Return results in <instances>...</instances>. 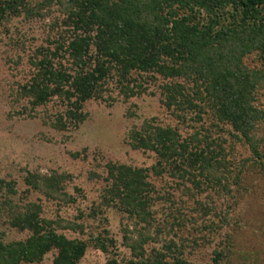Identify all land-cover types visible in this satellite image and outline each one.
<instances>
[{
	"label": "trees",
	"instance_id": "trees-1",
	"mask_svg": "<svg viewBox=\"0 0 264 264\" xmlns=\"http://www.w3.org/2000/svg\"><path fill=\"white\" fill-rule=\"evenodd\" d=\"M49 17L16 96L32 111L58 99L45 122L66 131L88 118L89 101L160 90L157 112L125 139L153 162L97 154L89 178L101 185L85 206L72 172L28 169L23 191L0 173V218L24 234L0 236V264H45L49 253L47 264H79L90 248L108 264H263L239 246L235 213L264 179V0H0V40L17 20ZM71 154L89 159L87 149ZM111 210L122 215L126 251ZM226 228L211 261L194 262Z\"/></svg>",
	"mask_w": 264,
	"mask_h": 264
},
{
	"label": "rangeland",
	"instance_id": "rangeland-1",
	"mask_svg": "<svg viewBox=\"0 0 264 264\" xmlns=\"http://www.w3.org/2000/svg\"><path fill=\"white\" fill-rule=\"evenodd\" d=\"M51 20V17L25 22L17 20L9 35L4 32L0 40V173L6 176L11 173L18 178L23 191L26 188L23 177L28 169L48 172L50 168H58L72 172L76 182L88 193L89 199L82 203L85 206L96 198L101 185L98 179L89 178V170L96 165L94 158L97 154L99 161L153 162L148 153L131 148L125 139L132 126L141 124L145 116L157 112L156 104L161 94L158 90L156 95L136 98L128 103L118 101L111 106L100 100L89 101L85 104L88 118L79 128L60 131L46 123L45 120L49 121L60 107V101L54 99L32 111L26 100H19L16 96V88L32 72L30 55L36 48L47 44ZM29 112H34L36 117L30 116ZM84 149L89 154L86 161L71 154ZM253 190L237 206L235 214L241 217L235 234L239 246L253 251L264 264V179L257 180ZM37 196L35 193L32 195L34 198ZM72 211V214L76 212ZM109 215L110 226L119 238L120 248L126 251L121 244L122 215L115 210H111ZM227 232V228L223 229L212 243L196 249L191 256L194 262L211 261L214 249ZM23 235L10 227L6 218H0V236L12 239ZM53 257L54 253H49L44 263H50ZM79 264H108V257L102 251L90 248Z\"/></svg>",
	"mask_w": 264,
	"mask_h": 264
}]
</instances>
